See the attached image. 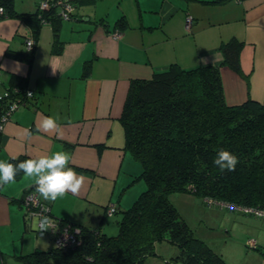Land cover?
<instances>
[{
    "label": "crops",
    "instance_id": "1",
    "mask_svg": "<svg viewBox=\"0 0 264 264\" xmlns=\"http://www.w3.org/2000/svg\"><path fill=\"white\" fill-rule=\"evenodd\" d=\"M38 1L13 0V7L19 13H32ZM211 1H77L69 19L58 16L56 45L54 27L48 22L35 34L25 20L0 18V92L10 87L11 76L26 79V88L33 92L0 134V161L66 152L71 157L68 167L86 178L78 194L68 193L55 202L38 193L52 220L101 231L109 205L120 209L109 202L118 182L122 189L132 183L121 175L128 169L124 168L127 155L119 120L130 80L148 79L170 64L181 68L219 65L221 44L235 38L243 42L242 74L220 68L224 99L228 104L247 98L264 104V0ZM186 15L192 17L189 28ZM120 18L122 25L116 24ZM30 37L35 45L27 64L15 52L26 51L25 40ZM48 116L57 118L58 131L37 130ZM32 187L36 188L34 178L23 172L13 183L0 186V250H5L6 238L15 233L18 222L24 230L30 226L34 231L35 221L16 202ZM87 205L98 208L86 209V219L82 215L83 221H76L73 207ZM67 206L69 210L63 209ZM93 219L99 222L92 224Z\"/></svg>",
    "mask_w": 264,
    "mask_h": 264
},
{
    "label": "trees",
    "instance_id": "2",
    "mask_svg": "<svg viewBox=\"0 0 264 264\" xmlns=\"http://www.w3.org/2000/svg\"><path fill=\"white\" fill-rule=\"evenodd\" d=\"M38 4L32 13H19L13 0H0L5 9L0 18L25 20L35 34L46 21L54 27L56 45L59 7L39 11ZM123 23L120 18L116 24ZM242 48L243 42L231 38L220 46L219 65L181 68L170 64L148 79L130 80L119 120L123 149L139 166L130 182L142 179L145 189L126 209L114 206V212L120 213L115 235L69 222L79 228V244L30 251L21 259L29 264H144L146 257L156 255L155 245L166 241L176 252L165 264H226L193 236L170 198L184 193L246 214L264 212V104L251 98L226 103L220 75L221 67L242 74ZM15 54L31 64L33 50ZM9 86L23 91L26 79L11 76ZM221 149L238 157L234 171L221 172L213 163Z\"/></svg>",
    "mask_w": 264,
    "mask_h": 264
},
{
    "label": "rangeland",
    "instance_id": "3",
    "mask_svg": "<svg viewBox=\"0 0 264 264\" xmlns=\"http://www.w3.org/2000/svg\"><path fill=\"white\" fill-rule=\"evenodd\" d=\"M1 80L7 86V79L2 77ZM124 168L128 170H122L121 175L132 178L131 175L138 171L139 166L131 157L127 156ZM119 187L120 182L117 183L118 189L112 194L109 203H117L120 208H126L131 205L140 191L145 189V183L142 179H138L124 189ZM170 200L192 230L193 236L203 241L226 264H264V217L242 213L234 207L227 206L228 208H226L215 203H208L190 194L173 193ZM73 208H75L73 217L77 221L85 214L86 209L94 211L98 206L87 205L82 208H76V206ZM63 209L69 210L70 206ZM22 210L25 213L23 208ZM86 217L84 215L85 219ZM119 217L120 213L115 212L104 216L100 226L101 231L107 235H115L117 232L115 222ZM82 218L79 222L83 221ZM98 222L93 219L91 223L97 224ZM14 230L15 233L6 238L8 244L5 250H0L2 254L0 264H6L2 262V259L10 264H29L21 259L29 251L54 247L55 242L50 233L39 236L30 226H26L24 230L23 226L20 227L19 222ZM249 240L254 241V247L251 248L248 245ZM34 247L38 249H34ZM175 252V246L173 247L166 241L158 242L155 245L156 255L146 257L144 264H165V259Z\"/></svg>",
    "mask_w": 264,
    "mask_h": 264
},
{
    "label": "clouds",
    "instance_id": "4",
    "mask_svg": "<svg viewBox=\"0 0 264 264\" xmlns=\"http://www.w3.org/2000/svg\"><path fill=\"white\" fill-rule=\"evenodd\" d=\"M4 12L5 9L0 7V14ZM58 128L57 118L48 116L42 120L37 130L49 133L58 131ZM27 134L31 135L30 132ZM70 161L71 157L66 152L30 158L16 165L0 161V186L13 183L18 172L22 171L25 176L34 178L36 191L46 201L55 202L57 199H63L68 193L76 195L81 191L86 178L77 175L71 167H68ZM213 163L221 172L234 171L239 159L230 151L221 149Z\"/></svg>",
    "mask_w": 264,
    "mask_h": 264
},
{
    "label": "built area",
    "instance_id": "5",
    "mask_svg": "<svg viewBox=\"0 0 264 264\" xmlns=\"http://www.w3.org/2000/svg\"><path fill=\"white\" fill-rule=\"evenodd\" d=\"M39 11H48L50 7H59L57 12L61 19H69L74 13V5L69 0H39ZM192 17L186 15L185 26L190 27ZM46 23V21L44 22ZM35 40L30 37L25 40V49L27 52L33 50ZM32 90L26 88L19 91L16 87L5 88L0 92V134L3 131L5 124L10 120L11 115L20 107L26 105L27 101L32 97ZM22 206L31 220L35 221L34 231L39 236H45L47 233L53 234L56 246H73L79 244L77 235L79 234L78 227L69 226L68 223L52 220L50 217V209L39 198L36 188H29L23 194ZM224 206V205H223ZM114 212V206H109L106 214L110 215ZM244 212H253L245 209ZM256 216H264V212L254 211ZM254 242V241H253ZM248 241V245L252 248L255 243Z\"/></svg>",
    "mask_w": 264,
    "mask_h": 264
},
{
    "label": "bare ground",
    "instance_id": "6",
    "mask_svg": "<svg viewBox=\"0 0 264 264\" xmlns=\"http://www.w3.org/2000/svg\"><path fill=\"white\" fill-rule=\"evenodd\" d=\"M19 199H21V198H19ZM22 201H23V197H22ZM21 204H22V202H21Z\"/></svg>",
    "mask_w": 264,
    "mask_h": 264
}]
</instances>
